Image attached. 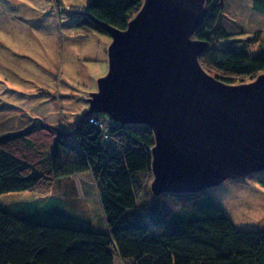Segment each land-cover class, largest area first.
<instances>
[{
	"label": "trees",
	"instance_id": "trees-1",
	"mask_svg": "<svg viewBox=\"0 0 264 264\" xmlns=\"http://www.w3.org/2000/svg\"><path fill=\"white\" fill-rule=\"evenodd\" d=\"M144 1L88 0L76 26L110 36L102 24L127 29ZM221 1L209 0L212 12L196 36L208 42L200 61L225 83L253 79L264 72V48L252 54L246 45L237 50L222 44L231 35ZM251 8L264 15V0H251ZM85 114L71 125L35 118L1 135L0 195L47 196L60 181L72 185V176L91 172L108 232L56 221L69 208L56 195L0 205V264H264V229H238L208 191L152 193L151 129Z\"/></svg>",
	"mask_w": 264,
	"mask_h": 264
},
{
	"label": "water",
	"instance_id": "water-1",
	"mask_svg": "<svg viewBox=\"0 0 264 264\" xmlns=\"http://www.w3.org/2000/svg\"><path fill=\"white\" fill-rule=\"evenodd\" d=\"M211 12L209 0H145L127 29L102 24L108 71L85 115L152 130L156 197L264 173V73L234 85L204 68L208 42L196 36Z\"/></svg>",
	"mask_w": 264,
	"mask_h": 264
},
{
	"label": "rangeland",
	"instance_id": "rangeland-1",
	"mask_svg": "<svg viewBox=\"0 0 264 264\" xmlns=\"http://www.w3.org/2000/svg\"><path fill=\"white\" fill-rule=\"evenodd\" d=\"M87 4L88 0H0V136L28 126L35 118L71 125L89 110L97 80L108 71L112 38L76 26ZM221 4L224 26L229 38L235 39L226 46L240 50L246 45L252 54L264 48V15L252 10L251 0H222ZM262 73L253 79L236 78L232 84L253 82ZM103 122L100 126L106 127ZM94 182L92 173L84 172L72 176V185L60 181L47 196L36 191L0 195V205L39 202L56 195L69 207L67 216L56 221L108 232ZM208 193L223 205L238 229H264V173L227 181Z\"/></svg>",
	"mask_w": 264,
	"mask_h": 264
},
{
	"label": "built area",
	"instance_id": "built-area-1",
	"mask_svg": "<svg viewBox=\"0 0 264 264\" xmlns=\"http://www.w3.org/2000/svg\"><path fill=\"white\" fill-rule=\"evenodd\" d=\"M109 123H111V124H113V125H115V123H113L111 120L110 121H108Z\"/></svg>",
	"mask_w": 264,
	"mask_h": 264
},
{
	"label": "bare ground",
	"instance_id": "bare-ground-1",
	"mask_svg": "<svg viewBox=\"0 0 264 264\" xmlns=\"http://www.w3.org/2000/svg\"><path fill=\"white\" fill-rule=\"evenodd\" d=\"M116 127V126H115Z\"/></svg>",
	"mask_w": 264,
	"mask_h": 264
}]
</instances>
